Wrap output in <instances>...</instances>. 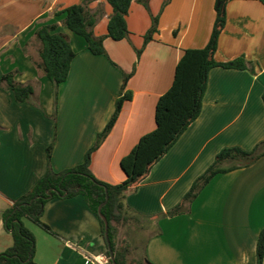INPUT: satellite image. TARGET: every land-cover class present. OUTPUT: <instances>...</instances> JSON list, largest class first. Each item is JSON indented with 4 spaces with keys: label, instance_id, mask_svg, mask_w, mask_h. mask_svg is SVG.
Returning <instances> with one entry per match:
<instances>
[{
    "label": "crops",
    "instance_id": "1",
    "mask_svg": "<svg viewBox=\"0 0 264 264\" xmlns=\"http://www.w3.org/2000/svg\"><path fill=\"white\" fill-rule=\"evenodd\" d=\"M84 1L0 0V253L13 245L3 212L45 175L48 146L54 142L51 166L56 172L83 163L115 111L124 75L136 68L126 87L133 98L124 103L90 166L100 181L117 185L126 180L121 160L142 136L156 129L158 100L172 87L184 51L208 44L216 17V0H171L162 12L164 0H148L149 10L142 0H133L126 17L129 39L106 37L107 56H97L82 37L64 26V15H55ZM88 7L100 13L94 35L106 36L112 7L106 0H91ZM226 11L215 58L228 62L244 56L250 67L210 71L200 116L127 196L132 215L126 224L132 225L127 244L131 250L142 240L139 260L257 264V241L264 229V155L248 167L214 177L188 213L164 216L223 149L250 152L264 142V5L231 0ZM158 15V32L138 58L136 50L143 48L152 17ZM43 25H57L76 53L69 77L58 89L56 124L50 118L52 84L41 75L38 62L24 53ZM11 71L17 82L33 85L30 103H17L2 83V76ZM42 221L56 236L25 220L36 238L38 264H109L100 221L83 196L49 201Z\"/></svg>",
    "mask_w": 264,
    "mask_h": 264
},
{
    "label": "trees",
    "instance_id": "2",
    "mask_svg": "<svg viewBox=\"0 0 264 264\" xmlns=\"http://www.w3.org/2000/svg\"><path fill=\"white\" fill-rule=\"evenodd\" d=\"M90 1L85 0L82 4L72 5L62 11L55 12V15L65 16L64 26L82 37L93 55L107 56L104 47L106 37L114 41H121L130 37L126 17L133 0H106L112 7L113 13L108 22V33L101 37L95 36L93 32L100 13L91 12L88 7ZM170 1L164 0L161 12ZM230 1H215L216 17L208 44L202 49L184 51L177 65L172 87L158 100L155 115L156 129L142 136L132 151L121 160V168L126 175V180L123 183L113 185L98 180L92 173L90 166L93 153L100 148L112 131L124 103L133 98L132 92L126 90V87L136 68L130 74L124 75L122 94L116 101L115 111L104 130L98 134L95 144L87 151L83 163L56 172L51 166L54 142L48 146V169L45 175L26 195L14 201L3 212L4 228L12 235L13 245L0 253V264H38L35 261L36 238L26 227L25 220L33 222L44 231L56 236L51 228L42 221L46 204L53 199H70L77 196L85 198L88 206L100 221L109 264H152L147 259L130 261L128 259L129 246L119 247L117 244L119 226L126 225L132 219L126 199L200 116L210 71L216 67L235 70L249 69L250 63L244 56L228 62H219L215 58L220 35L226 27V9ZM257 1L264 5V0ZM141 2L147 10L150 9L148 0ZM159 17L160 15L152 17V26L144 36V46L141 50H136L138 58L158 32ZM35 38L40 43L39 56L41 60L36 66L53 87L54 111L50 118L56 124L58 89L61 84L67 81L71 63L76 53L67 35L57 32V25L39 27L35 32ZM15 75L16 72L4 74L2 83L12 93L17 103H30L35 94L33 85L17 82ZM262 98L264 102V93ZM263 155L264 142L259 143L250 152L237 147L223 149L205 173L196 179L183 200L164 216L172 217L188 213L193 201L214 177L248 167ZM103 203L105 204L99 210ZM103 217L108 223L107 237ZM110 251L114 253V258L111 257ZM256 255L257 264H264V229L257 241Z\"/></svg>",
    "mask_w": 264,
    "mask_h": 264
},
{
    "label": "rangeland",
    "instance_id": "3",
    "mask_svg": "<svg viewBox=\"0 0 264 264\" xmlns=\"http://www.w3.org/2000/svg\"><path fill=\"white\" fill-rule=\"evenodd\" d=\"M10 43L8 44V50L10 49ZM39 51H40V48H39V45H38V41L35 40V41H31L30 44L28 45V48H25L24 49V53L26 54H30L31 57L34 59V61L37 63H39L41 60H40V56H39ZM7 58H12V56H10V54L8 53V56ZM10 67V66H9ZM8 67V69H9ZM11 72H14V71H11ZM10 73V72H8ZM41 75H43V72H41ZM36 86H38V82L35 83ZM132 226V225H131ZM131 226H119V233H118V237H117V244L119 247H125L127 244V241H131V237H130V234H131ZM122 240H124V243L122 242ZM135 240H133L134 242ZM142 241V240H141ZM141 241H139V243L135 244L134 247H132V249L130 250L131 253H129V256H128V259L130 261H136V260H139V259H142V243Z\"/></svg>",
    "mask_w": 264,
    "mask_h": 264
},
{
    "label": "water",
    "instance_id": "4",
    "mask_svg": "<svg viewBox=\"0 0 264 264\" xmlns=\"http://www.w3.org/2000/svg\"><path fill=\"white\" fill-rule=\"evenodd\" d=\"M104 204H105V203H103V204L100 206L99 210L103 207ZM103 220H104V222H105V227H106V237H107L108 223H107V220H106L105 217H103ZM107 243L109 244V240H108V239H107ZM110 255H111L112 258H114V253H113L112 251H110Z\"/></svg>",
    "mask_w": 264,
    "mask_h": 264
},
{
    "label": "built area",
    "instance_id": "5",
    "mask_svg": "<svg viewBox=\"0 0 264 264\" xmlns=\"http://www.w3.org/2000/svg\"><path fill=\"white\" fill-rule=\"evenodd\" d=\"M94 261H96V262H99L100 263V261L97 259V258H95V260ZM104 261L105 262H108V259L107 258H104Z\"/></svg>",
    "mask_w": 264,
    "mask_h": 264
}]
</instances>
